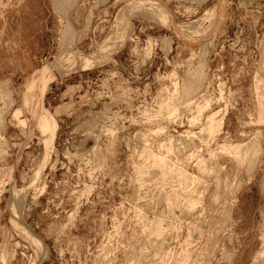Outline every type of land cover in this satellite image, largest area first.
Masks as SVG:
<instances>
[{
  "label": "rangeland",
  "instance_id": "obj_1",
  "mask_svg": "<svg viewBox=\"0 0 264 264\" xmlns=\"http://www.w3.org/2000/svg\"><path fill=\"white\" fill-rule=\"evenodd\" d=\"M55 1L0 0V264H253L264 0Z\"/></svg>",
  "mask_w": 264,
  "mask_h": 264
},
{
  "label": "bare ground",
  "instance_id": "obj_2",
  "mask_svg": "<svg viewBox=\"0 0 264 264\" xmlns=\"http://www.w3.org/2000/svg\"><path fill=\"white\" fill-rule=\"evenodd\" d=\"M54 1V0H53ZM56 1H58V2H56ZM55 2H54V4H57L56 6H58V7H56V8H58V9H61V10H63V11H69V9L70 8H72L73 7V5H75V3L77 2V0H56ZM104 1V0H103ZM141 1V0H140ZM62 2H65V3H62ZM148 2H149V0H148ZM139 3V2H138ZM142 3V2H141ZM152 3V2H151ZM154 3H156V2H154ZM153 4V3H152ZM136 5H137V3H136ZM139 5V4H138ZM151 6V5H150ZM133 7V6H132ZM55 8V9H56ZM131 8V7H130ZM135 8V7H134ZM133 9V8H132ZM156 9V8H155ZM131 10V9H130ZM135 10V9H134ZM58 11V10H57ZM129 11V10H128ZM132 11V10H131ZM136 11V10H135ZM141 11V10H140ZM142 11H143V9H142ZM153 12V11H152ZM141 13V12H140ZM149 14V13H148ZM163 14V13H162ZM150 15V14H149ZM146 16H147V14H146ZM145 16V17H146ZM151 16V15H150ZM156 16H158V15H156ZM149 17V16H148ZM167 17V16H166ZM147 18V17H146ZM66 28H65V31H64V36H66L65 38H67V40H70L71 42H72V36H70L72 33V27H71V25L69 24V22H68V24H67V26H65ZM72 37V38H71ZM65 67V66H64ZM60 69L61 68H58V66L57 65H55L54 67H45L44 69H43V71H42V73H41V75H40V78L38 79V80H36L35 81V83L34 84H32L31 86H30V91H35V90H39L41 93H45V91H46V89H47V86L49 85V83L53 80V77L54 76H56L58 73H59V71H60ZM70 70V69H69ZM202 73H203V69H198L197 71H196V75L195 76H193V74L192 75H190L189 76V79H187L188 81L186 82V83H184V85L185 86H182V87H184V94H185V97H186V99L189 101V103H190V100H192V98H190L189 99V97H191V96H195V93H199L200 92V90H201V82H202V79H203V76H202ZM184 81V80H183ZM9 91V90H8ZM11 94V93H10ZM196 94V95H197ZM264 95V94H263ZM263 95L261 96L263 99H264V97H263ZM193 96V97H194ZM5 97V96H4ZM6 97H7V95H6ZM5 97V98H6ZM11 97V96H10ZM2 99V98H1ZM194 99V98H193ZM4 100V99H3ZM10 100V99H9ZM262 100V99H261ZM8 101V100H7ZM260 101V100H259ZM192 102V101H191ZM262 102H263V100H262ZM187 103V102H186ZM188 103V104H189ZM260 103V102H259ZM7 104V103H6ZM206 104V103H205ZM261 104V103H260ZM264 103H262V108L264 107V105H263ZM9 105V104H8ZM184 105V104H183ZM6 106V105H5ZM189 106H190V104H189ZM188 106V107H189ZM198 106V105H197ZM204 106V105H203ZM206 106V105H205ZM6 107H8V106H6ZM198 108V107H197ZM200 109V108H199ZM264 109V108H263ZM261 110L262 112L260 113V114H262V119L264 120V110ZM198 110V109H197ZM205 111V110H204ZM1 114V113H0ZM181 114V113H180ZM178 115V114H177ZM213 116H215V115H212V117H209L208 119V123H209V125H208V130H211V131H213L215 128H216V124H217V122H216V120L214 119L215 117H213ZM194 117H196V116H194ZM200 117H201V115H200ZM199 118V117H198ZM46 119V118H45ZM197 119V118H196ZM195 119V120H196ZM261 119V121H263ZM199 120V119H198ZM44 121V120H43ZM192 121H193V119H192ZM3 122H4V120H2V118H1V116H0V124H3ZM195 122V121H194ZM42 124V129H43V131L44 132H47L48 131V125H47V123L44 121V122H41ZM5 124V123H4ZM49 124V123H48ZM55 125V124H54ZM4 127V126H3ZM24 130V129H23ZM208 132V131H207ZM214 132V131H213ZM188 137V136H187ZM173 139V138H172ZM182 139H184V137L182 138ZM192 139V138H191ZM178 141V140H177ZM185 141V140H184ZM181 142H182V140H181ZM187 143V142H186ZM188 144V143H187ZM4 145V144H3ZM183 145H185V144H183ZM1 146V145H0ZM187 146V145H186ZM223 146V145H222ZM235 146H237V145H235ZM144 147V146H143ZM183 147V146H182ZM181 147V148H182ZM229 147V146H228ZM231 147V146H230ZM253 147V146H252ZM225 148V147H224ZM235 148V147H234ZM192 149V148H191ZM224 150V149H223ZM228 150V149H227ZM244 150V149H243ZM179 151V150H178ZM186 152V151H185ZM244 152V151H243ZM255 153V152H254ZM259 153V152H258ZM194 154V153H193ZM152 155V154H151ZM180 155V154H179ZM182 155V154H181ZM241 155V154H240ZM239 155V156H240ZM192 158V157H191ZM162 161V160H161ZM164 161H162V163H163ZM254 162H256V161H254ZM158 165H161V163H159ZM202 165V164H201ZM165 166V165H164ZM158 167V166H157ZM157 173V172H156ZM153 174V173H152ZM153 177V176H152ZM146 182V181H145ZM140 187V186H139ZM145 188V187H144ZM139 190V189H138ZM21 206V205H20ZM170 233V232H169ZM162 245V244H161ZM153 248V247H152ZM147 251H148V249H147ZM151 252V251H150ZM160 253V252H159ZM260 253V252H259ZM146 254V253H145ZM259 257L257 258V260L256 261H254V263L253 264H258L259 263V261H261L260 262V264L261 263H263L264 264V249H263V251L258 255ZM106 257V256H105ZM2 258V257H1ZM157 258V257H156ZM185 260V259H184ZM176 264V263H175ZM187 264V263H186Z\"/></svg>",
  "mask_w": 264,
  "mask_h": 264
}]
</instances>
